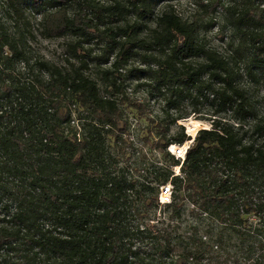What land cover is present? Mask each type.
Wrapping results in <instances>:
<instances>
[{
	"label": "trees",
	"instance_id": "1",
	"mask_svg": "<svg viewBox=\"0 0 264 264\" xmlns=\"http://www.w3.org/2000/svg\"><path fill=\"white\" fill-rule=\"evenodd\" d=\"M174 1L30 0L40 35L67 38L58 63L33 55L0 16V264H264V117L236 59L264 78V0H193L186 18ZM221 8L240 34L230 59L201 37ZM131 84L161 113L130 97ZM186 99L213 112L181 161L169 145L191 140L178 124ZM126 108L164 161L145 175L124 157L135 142ZM184 200L197 215L191 232L176 219Z\"/></svg>",
	"mask_w": 264,
	"mask_h": 264
},
{
	"label": "rangeland",
	"instance_id": "2",
	"mask_svg": "<svg viewBox=\"0 0 264 264\" xmlns=\"http://www.w3.org/2000/svg\"><path fill=\"white\" fill-rule=\"evenodd\" d=\"M21 9L24 13V17L18 19L15 24V15L11 10L9 5V0H0V16L4 19L6 25L16 33L17 38L19 37L24 41V43L30 48L33 55L39 56L42 58L49 59L52 62H62L65 57V41L66 37L56 38V39H47L40 35V24L39 19L41 15L36 14V12L31 7L30 0H19ZM19 2L16 1L15 5H19ZM175 5L179 15L183 18H186L195 10V4L193 0H179L172 2ZM161 6H157V12L160 11ZM11 13V15L9 13ZM225 10L219 9L215 12L214 16L216 17L217 24L209 31H204L201 29V37L205 36L208 40L210 46L216 47L218 50L223 52L227 57L234 56L237 53L235 49L237 48L238 40L240 34L234 31L231 27L229 21L224 17ZM229 44L233 45L231 48ZM237 59V70L241 74L238 84L241 87H245L249 93L252 104L255 107V112L258 116L264 117V78L257 74L255 78H252L246 73L247 63L244 60H240L238 56ZM128 95L132 98H137L139 101L147 105V112L149 115L160 114L163 104L160 102V99L157 97H152L148 91L142 87H136L135 84L128 86L127 90ZM182 110L188 112L189 115L187 119L180 120L178 124L185 125V131L190 135L191 140L185 141L183 144H191L195 140L197 130L200 128H208L211 126L210 114L213 112V108L207 102H198L194 103L190 99H186L183 102ZM196 110V112H194ZM125 115L130 119L132 123L129 128V133H131V138L134 139V144L132 147L126 149L127 153L125 158L129 164L130 173L135 176H139L135 173L134 167H142L141 175H145L146 167L149 168V171L159 167L164 161L160 159V155L153 154L148 147L142 145L141 136L139 133V128L143 125V121L137 118L133 111L130 109H125ZM223 118H231L229 114H221ZM208 119V120H206ZM177 126L172 128V132L176 131ZM171 151V150H170ZM146 154L145 158L141 159V156ZM141 160V161H140ZM143 162V163H142ZM142 163V164H141ZM179 168V167H178ZM175 167L174 173L178 174L179 170ZM143 177V176H141ZM184 203L181 211L180 218H176L180 224L181 230L191 232L194 223V219L197 215L192 213V206L188 202L181 201ZM161 208L155 213L158 218ZM211 224V221L207 219L201 220V227L204 229Z\"/></svg>",
	"mask_w": 264,
	"mask_h": 264
},
{
	"label": "built area",
	"instance_id": "3",
	"mask_svg": "<svg viewBox=\"0 0 264 264\" xmlns=\"http://www.w3.org/2000/svg\"><path fill=\"white\" fill-rule=\"evenodd\" d=\"M189 146H190L189 143L181 144V145L170 144L169 150H171V153L174 154L176 159H180L181 161H184L185 160L184 157L187 153ZM171 197H172V188L170 184L161 186V192L158 198L159 203L162 204L169 203L171 201Z\"/></svg>",
	"mask_w": 264,
	"mask_h": 264
}]
</instances>
